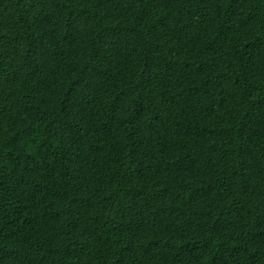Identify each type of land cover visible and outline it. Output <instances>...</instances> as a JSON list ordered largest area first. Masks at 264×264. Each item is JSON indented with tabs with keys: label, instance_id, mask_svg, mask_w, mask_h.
Wrapping results in <instances>:
<instances>
[{
	"label": "trees",
	"instance_id": "obj_1",
	"mask_svg": "<svg viewBox=\"0 0 264 264\" xmlns=\"http://www.w3.org/2000/svg\"><path fill=\"white\" fill-rule=\"evenodd\" d=\"M0 264H264V0H0Z\"/></svg>",
	"mask_w": 264,
	"mask_h": 264
}]
</instances>
